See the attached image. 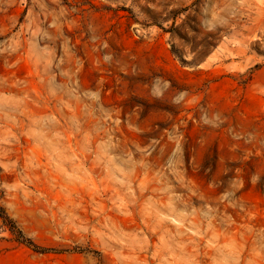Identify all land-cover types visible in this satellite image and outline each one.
Returning a JSON list of instances; mask_svg holds the SVG:
<instances>
[{
  "label": "rangeland",
  "instance_id": "rangeland-1",
  "mask_svg": "<svg viewBox=\"0 0 264 264\" xmlns=\"http://www.w3.org/2000/svg\"><path fill=\"white\" fill-rule=\"evenodd\" d=\"M0 207V264H264V0H0Z\"/></svg>",
  "mask_w": 264,
  "mask_h": 264
},
{
  "label": "trees",
  "instance_id": "trees-1",
  "mask_svg": "<svg viewBox=\"0 0 264 264\" xmlns=\"http://www.w3.org/2000/svg\"><path fill=\"white\" fill-rule=\"evenodd\" d=\"M0 214L4 218H8L9 217L8 214L6 213V211L4 210V208H2V207H0ZM19 233H20L19 235H20V238L22 239V242H25L28 246L32 247L33 249H35L37 251H41V252L49 251L48 248L40 246L39 244L34 242L32 239L27 238L22 230H19Z\"/></svg>",
  "mask_w": 264,
  "mask_h": 264
}]
</instances>
